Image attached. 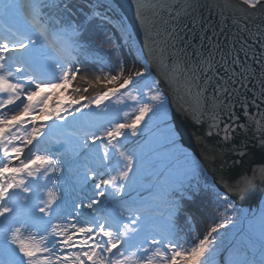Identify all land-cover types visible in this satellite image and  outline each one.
Masks as SVG:
<instances>
[{
  "label": "snow or ice",
  "instance_id": "6c2138e0",
  "mask_svg": "<svg viewBox=\"0 0 264 264\" xmlns=\"http://www.w3.org/2000/svg\"><path fill=\"white\" fill-rule=\"evenodd\" d=\"M129 7L113 24L112 0H0V264H264V205L237 208L264 186V0ZM173 100L206 125L203 159ZM202 193L216 219L186 246Z\"/></svg>",
  "mask_w": 264,
  "mask_h": 264
},
{
  "label": "trees",
  "instance_id": "16d2710c",
  "mask_svg": "<svg viewBox=\"0 0 264 264\" xmlns=\"http://www.w3.org/2000/svg\"><path fill=\"white\" fill-rule=\"evenodd\" d=\"M81 2H83V0H81ZM79 14L82 15L83 10H81ZM105 30L109 35H113L116 38L117 45H119L120 49V58L124 59L127 64L131 66L134 61L135 52H130L129 46L124 44V40L119 39L120 33L112 24H108ZM91 54L105 55L106 53L104 50H98L97 53H90L89 55ZM107 55L114 58L116 54L107 53ZM187 207L189 214L194 219L191 224L185 227L184 232L187 234L193 232L197 237L202 238L208 227H210L216 219L217 206L212 199L202 193L194 202L189 203Z\"/></svg>",
  "mask_w": 264,
  "mask_h": 264
},
{
  "label": "bare ground",
  "instance_id": "6f19581e",
  "mask_svg": "<svg viewBox=\"0 0 264 264\" xmlns=\"http://www.w3.org/2000/svg\"><path fill=\"white\" fill-rule=\"evenodd\" d=\"M166 119L170 120L172 124L177 128L180 134L181 144L183 148L197 159H201V154L198 151L199 146L192 141L191 137L187 132L185 114L183 111L177 108L174 100L168 105V114ZM144 194L147 195V193ZM249 200L252 201L250 203V207L253 210L251 208L250 210H245L244 207L241 205L244 211L248 212L249 215L254 212L258 213L259 208L264 205V186H260V184L258 183L254 189V195L252 197H249Z\"/></svg>",
  "mask_w": 264,
  "mask_h": 264
},
{
  "label": "water",
  "instance_id": "95a60500",
  "mask_svg": "<svg viewBox=\"0 0 264 264\" xmlns=\"http://www.w3.org/2000/svg\"><path fill=\"white\" fill-rule=\"evenodd\" d=\"M116 1V3H117V5L118 6H120L121 7V9H122V11L124 12V16H125V18L127 19V21L129 22V24H131L132 23V18H134V9H131L130 7H129V0H115ZM118 20L115 18V17H113V24H115L116 22H117ZM134 30V33L136 32V29H133ZM138 38H142V34H141V36L140 37H138ZM185 114V117H186V127H187V123L190 125V126H192L188 121H189V116H188V118H187V114L186 113H184ZM206 132V125H203V128H201L200 129V131H199V135H204V133ZM199 135H194L195 137H199ZM251 135V134H250ZM240 139H243V137L241 136L240 137ZM237 142H239V141H237ZM199 146V145H198ZM248 149L250 150V157H251V160L252 161H254L255 163H253L252 165H251V167H256V165L258 164V163H260V161H261V157L262 156H264V152H262L261 151V149H260V147H259V145H258V143L256 142V141H254V140H249V142H248ZM199 152H200V158L201 159H203V157H204V153H205V148H204V145L203 144H201L200 146H199V150H198ZM229 163L231 164V161H229ZM210 167H215V166H210ZM237 168H239L240 166L239 165H237L236 166ZM210 172V171H209ZM212 172V171H211ZM259 183V182H258ZM257 183V184H258ZM252 201H250L249 200V198H246V199H244V200H242V201H237V204H241L243 207H244V209L245 210H250V203H251ZM252 209V208H251ZM253 210V209H252Z\"/></svg>",
  "mask_w": 264,
  "mask_h": 264
},
{
  "label": "rangeland",
  "instance_id": "374dc122",
  "mask_svg": "<svg viewBox=\"0 0 264 264\" xmlns=\"http://www.w3.org/2000/svg\"><path fill=\"white\" fill-rule=\"evenodd\" d=\"M112 2H113L114 7H115V11H114V12H115V15H114V16H116L118 19H119L120 17L125 18V16H124V12L121 10V7L117 6L115 1H112ZM119 14H120V16H119ZM118 19H117V20H118ZM125 19H126V18H125ZM128 23H129V22H128ZM115 43L117 44L116 39H115ZM124 44H125V43H124ZM126 45H127V44H126ZM127 46H128V45H127ZM200 179H201V184L203 185V182H204V179H205V178H204V177H201ZM207 179H208V182L211 183V179H212V173H211V172L208 173V177H207ZM237 208H238V209H241V210L244 211V209H243V207L241 206V204H237ZM181 235L187 237V241H188V243L186 244V246H188V244L194 242L195 238H197V236H196L193 232H191L190 234H187V233H185V232H182Z\"/></svg>",
  "mask_w": 264,
  "mask_h": 264
}]
</instances>
